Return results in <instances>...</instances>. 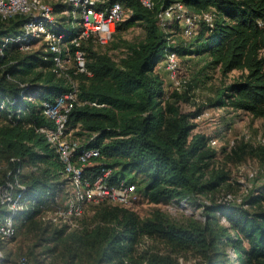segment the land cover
I'll return each instance as SVG.
<instances>
[{"label": "trees", "instance_id": "obj_1", "mask_svg": "<svg viewBox=\"0 0 264 264\" xmlns=\"http://www.w3.org/2000/svg\"><path fill=\"white\" fill-rule=\"evenodd\" d=\"M115 2L122 4L130 18L123 27L118 24L113 38L117 31L138 24L144 26L146 36L129 45L127 56L120 61L95 52L98 45L86 41L83 49L91 75L76 72L72 65L69 68L79 94V104L70 116L71 136L81 142V148L101 152V158L87 168V180L93 182L105 166L113 170L114 182L135 183L139 196L143 194L152 204L185 201L190 205L199 197L208 198L200 202L204 220L176 223L161 211L140 219L126 210L133 207L104 202L97 204L90 230L67 231L45 223L44 210L57 208L69 198L70 180L59 155L40 131L52 126L43 104L68 92L72 85L57 75L54 56L44 44L29 51L11 44L0 51V192L8 184L13 186L17 175L23 189L14 187L15 192L23 193L29 209L13 216L17 234L8 241L0 238V249L6 257L12 255L7 247L24 229L46 237L44 224L58 234L70 232L66 238L54 236L66 248V264L67 257H78L81 264H179L172 254L134 255L135 245L145 235L164 240L178 252L192 253L195 264H264V193L255 194L252 186L241 203H223L221 198L232 193L217 196L229 176L213 169L218 152L212 139L193 135L196 124L178 105L182 91L169 94L157 69L169 53L176 52L179 57L208 55L226 74L246 72L240 80L216 90L210 106L245 111L264 121V58L260 56L264 51V0H155L153 9L138 0H107L106 4ZM176 2L184 3L192 13L213 16L212 24L202 22V30L192 38L182 35L189 42L181 48L172 32L173 28L182 34L179 23L164 29L159 24L160 13ZM27 21L21 14L0 16V48L7 36L20 34ZM74 50L69 44V51ZM187 85L183 81L182 87ZM240 149V157L250 150L252 156L264 160V142L256 150L250 143ZM138 174L144 177L138 180ZM110 207L116 209L111 212ZM11 215L8 206L0 204V222Z\"/></svg>", "mask_w": 264, "mask_h": 264}, {"label": "built area", "instance_id": "obj_2", "mask_svg": "<svg viewBox=\"0 0 264 264\" xmlns=\"http://www.w3.org/2000/svg\"><path fill=\"white\" fill-rule=\"evenodd\" d=\"M107 0H0V16L12 18L18 14L28 17L18 35H10L4 39L0 51L9 45H16L20 50L29 51L44 44L46 51L54 56L55 72L71 82V89L54 101L43 104L45 116L52 122L51 127L42 128L49 145L57 152L65 165V177L70 180V195L64 205L57 208H46L42 213V220L60 228L73 230L79 227V220L83 217L89 204L109 202L125 207H134L140 196L135 183L125 179L114 182L113 170L103 166L97 178L87 180V168L94 165V160L101 158L97 148H81L80 141L71 136L70 116L79 104L77 83L69 74L70 66L76 72L87 73V56L83 43L93 41L98 46L108 44L117 26L125 18L126 12L121 3L107 5ZM147 9H153L155 0H138ZM60 7H66L59 10ZM67 18L66 26L60 16ZM179 23L182 35L186 39L192 38L200 23L212 24L213 16L208 13L195 14L181 2L170 4L159 15L161 28ZM69 44L75 50L69 51ZM180 57L176 52L169 53L162 61L165 73L176 81L180 71ZM177 89L183 82H176ZM3 108V107H1ZM217 141H211L215 144ZM81 148V149H80ZM256 171L251 174V179ZM14 187L23 189L15 175V184L2 189L0 204L7 205L11 216L0 222V238L2 241L11 240L17 234V227L13 216L22 210L29 209V202L21 191L15 192ZM243 198L231 194L225 197L227 204L241 203ZM6 256L0 249V264H5ZM18 264H31L28 257L20 258Z\"/></svg>", "mask_w": 264, "mask_h": 264}, {"label": "rangeland", "instance_id": "obj_3", "mask_svg": "<svg viewBox=\"0 0 264 264\" xmlns=\"http://www.w3.org/2000/svg\"><path fill=\"white\" fill-rule=\"evenodd\" d=\"M64 9L66 7L59 8L60 11ZM60 18L63 19V15ZM129 18L130 13L127 11L120 26L123 27ZM64 19L63 23L66 26L67 18ZM201 28L202 25L200 23L196 32L201 31ZM172 32L180 48L189 42L176 29L172 28ZM145 36L146 31L144 26L138 24L129 30L117 31L116 36L108 45L94 46L93 50L98 53H107L114 60L120 61L127 56L129 45L140 43L145 39ZM260 56L264 58V51L261 52ZM179 60L180 71L177 73L176 81H173L165 73L162 62L158 65L157 69L165 80V88L169 94H173L176 91V82L187 81L190 84L187 85V88H180L183 99H179L180 103L178 105L183 113L192 116L191 120L196 124L193 135H201L211 138L212 141H217L215 144L211 143L214 150L218 152L213 169L223 170L229 176L222 192L217 196L221 197L223 194L229 192L233 196L242 199L249 194L248 192H250L249 190L252 186L255 194L264 193V160H261L259 156H252L250 150L247 151V155L245 154L243 157H240L242 154L240 147H243L244 144L250 143L251 147L256 150L264 142V121L254 118L245 111H235L232 108L218 110L211 107L209 103V100L215 96L214 92L216 90L230 86L237 80H240L246 72L236 70L226 74L220 67H215L212 64L208 55L198 53L181 54ZM195 78H198V83L195 82ZM186 91L188 93H184ZM201 111L203 112L200 117L192 119ZM255 171H260V174L258 178L251 179V174ZM143 177L142 174L137 175L138 180H141ZM225 197H222L223 199L221 198V200L227 204ZM66 200L62 203L63 205ZM201 201L208 202L209 199L199 197L191 202L190 205L185 201L177 204L163 201L161 204L156 205L150 203L141 194L138 204L126 210L136 214L140 219L151 218L157 211H161L176 223H186L192 219L203 221L204 216L202 215L203 209L200 206ZM111 209L116 208L110 207L109 210L111 211ZM97 210V204L87 206L84 217L78 222V231L83 232L92 228ZM218 217H221L222 223H226L224 216L218 215ZM42 225L46 237L37 233H25L26 229L20 231L19 239L10 243L7 247L12 255L6 257L5 264H18L22 255L28 256L31 264L67 263L64 257L67 253L66 248L58 245L54 240V236L66 238L70 232L58 234V232L54 231V228H47L44 224ZM146 252L163 255L172 254L179 264H195L196 262L192 253L178 252L164 240L149 235L143 236L135 245L134 255L139 257ZM67 258L70 260L68 264H81L78 257L75 259Z\"/></svg>", "mask_w": 264, "mask_h": 264}, {"label": "crops", "instance_id": "obj_4", "mask_svg": "<svg viewBox=\"0 0 264 264\" xmlns=\"http://www.w3.org/2000/svg\"><path fill=\"white\" fill-rule=\"evenodd\" d=\"M160 73V72H159Z\"/></svg>", "mask_w": 264, "mask_h": 264}]
</instances>
